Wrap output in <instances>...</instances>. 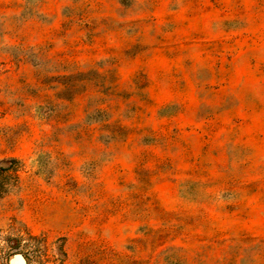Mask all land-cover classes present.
<instances>
[{"label": "rangeland", "instance_id": "obj_1", "mask_svg": "<svg viewBox=\"0 0 264 264\" xmlns=\"http://www.w3.org/2000/svg\"><path fill=\"white\" fill-rule=\"evenodd\" d=\"M0 264H264V0H0Z\"/></svg>", "mask_w": 264, "mask_h": 264}]
</instances>
